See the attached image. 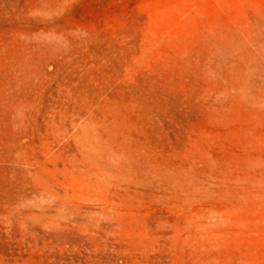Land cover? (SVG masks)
Instances as JSON below:
<instances>
[{
    "label": "rangeland",
    "instance_id": "1",
    "mask_svg": "<svg viewBox=\"0 0 264 264\" xmlns=\"http://www.w3.org/2000/svg\"><path fill=\"white\" fill-rule=\"evenodd\" d=\"M0 264H264V0H0Z\"/></svg>",
    "mask_w": 264,
    "mask_h": 264
}]
</instances>
